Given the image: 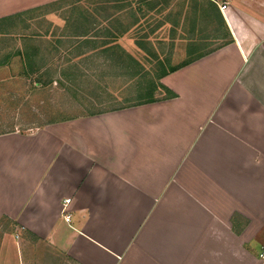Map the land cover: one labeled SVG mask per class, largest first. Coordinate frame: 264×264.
Here are the masks:
<instances>
[{"label":"crops","instance_id":"crops-1","mask_svg":"<svg viewBox=\"0 0 264 264\" xmlns=\"http://www.w3.org/2000/svg\"><path fill=\"white\" fill-rule=\"evenodd\" d=\"M62 1L0 0V72L69 41ZM212 1L229 42L161 79L176 98L0 134V264H264V0Z\"/></svg>","mask_w":264,"mask_h":264},{"label":"rangeland","instance_id":"rangeland-1","mask_svg":"<svg viewBox=\"0 0 264 264\" xmlns=\"http://www.w3.org/2000/svg\"><path fill=\"white\" fill-rule=\"evenodd\" d=\"M207 2V0H150L147 3L142 0H81L76 5L78 8L76 11L71 10L66 4L65 8L61 9L60 4L55 5V19L64 22L65 35L76 31H92L95 20L98 28L91 32V35L97 33L102 37L99 41L107 45L114 40L106 37L107 33L103 31L106 28L103 26L104 21L108 15L118 16V22L124 23L121 27L118 24L109 27L110 29L115 27L111 30V35L124 34L114 43H118L124 52L138 61L141 69L132 63H124L122 66L106 62L103 64V57L95 64H89L91 62L84 64L82 58L65 63L59 57L56 60V56L62 54L58 53L59 45L56 48L58 54L51 53L49 50L53 48L48 47L44 39L39 40L41 53L33 59V64L39 68L38 72L31 73L28 70L30 61L18 56L11 57L10 65L0 72V134L11 131L26 133L30 132L29 129L33 131L37 127L42 128L135 103L140 94L139 87L141 88L142 83L147 85V80L153 77L157 70L167 69L187 60V42L183 38L194 37L201 40V43L209 44L214 41L215 36H223L224 33L218 29L214 12ZM121 6H125L126 9L120 11ZM206 9L207 18L203 16ZM34 15L30 13L24 15L23 24L12 32L37 31L35 20L31 19ZM66 18L71 21L68 23ZM78 19L84 20V24H77ZM135 19L138 23L134 25ZM174 21L178 22L177 26ZM159 24L161 26H158ZM39 28V32H44L43 24ZM215 30L219 33H215ZM141 36L149 41L147 52L136 46V41ZM221 43L222 41H219L217 44ZM61 45L66 46L64 40ZM88 55L92 53L89 52ZM41 56L44 58L40 62ZM70 64H74L83 72L82 77L62 80L61 84L47 82L42 86L35 85L40 70L50 68L58 71L63 67H69ZM135 70L139 71L137 73H140V79L132 78L136 74ZM155 96L161 97L159 94Z\"/></svg>","mask_w":264,"mask_h":264},{"label":"trees","instance_id":"trees-1","mask_svg":"<svg viewBox=\"0 0 264 264\" xmlns=\"http://www.w3.org/2000/svg\"><path fill=\"white\" fill-rule=\"evenodd\" d=\"M81 0H66V1H62L59 3H54L53 5L57 6L60 4V9L61 8H65V4L66 6H69V8H71V10L76 11L78 8L76 7V5L80 2ZM144 3L150 0H142ZM207 4L209 5V7L212 9V11L214 12V19L215 22L217 23V27L218 29H220L224 34L223 36L219 37V36H215V39L213 42H210L209 44H205V43H201V40H197L194 37H187V38H183L184 40H186L187 45H186V54H187V60L178 63L174 66H169V68L167 69H162V70H157V73L153 76L150 77L147 80V85H144L142 83L141 88L139 86H137V88L139 87V91L140 94L137 97V100L135 101V103H131L128 104L126 106L123 107H117V108H113L112 110H120V109H124V108H129V107H135V106H141V105H145V104H150V103H155V102H159V101H164V100H170L173 98H176V95L171 92L169 89H167L164 85L161 84V79L164 76H167L168 74H171L173 72H175L176 70L187 66L188 64L210 54L211 52H213L214 50L226 45V43H228V38H226V25L224 23V20L221 16V14L219 13V10L217 9L216 5L214 4V2L212 0H207ZM139 5V4H138ZM195 5L197 6V4L195 3ZM140 6V5H139ZM126 7L125 6H121L120 11L125 10ZM203 16L205 18L208 17V10H204L203 11ZM132 17V16H131ZM68 19V23L69 20L71 21V19ZM204 19V18H203ZM206 20V19H204ZM103 21V20H102ZM208 21V20H206ZM104 25L106 28L103 29L104 33H107L106 37H110L112 40L111 44L108 43L107 44H103L101 41H92L91 39L93 37H101L98 36L97 33H95L96 36H88L87 34H91V32H95L96 29L98 28V24L97 21L93 20V29L92 31H88V32H73L70 34H67V37L69 39V41H65V43H69L70 47L72 48L70 50V52L68 51L66 56H59V54L57 53L58 51L56 50L57 46L61 45L62 41L57 40V39H51L49 42H47L50 46L54 45V47H52L53 49L49 50L51 53H57L58 55L56 56V60L57 57L61 59H63V62L65 63H70L72 62L73 59H80L82 58V63L86 64H95L97 62H99V58L103 57L104 61L103 64H105L104 62L114 65V64H120L121 66L124 63H132L134 64V66L136 68L141 69V65L138 63V61H136L131 55L127 54L126 52H124V50L122 49V47L120 45H118V43H114L115 41L117 42V40L119 39V37L117 35H111V29L109 27H113L114 24H118L120 27L122 26V24L124 23V21L118 22V16H114V14L108 15L107 18L104 21ZM134 25L136 23H138V20L135 19L133 21ZM175 26L178 25V22L174 21ZM100 26V25H99ZM158 26H161V24H159ZM73 28V27H72ZM128 28V27H127ZM126 27H125V31H126ZM215 33H219L218 30H215ZM37 37H39V40L41 39V35H37ZM102 38V37H101ZM71 40H77L76 43H73V41ZM82 40V41H79ZM219 41H222V43L220 45H218L217 43ZM148 39L144 38V37H139L138 41H136V46L142 50L143 52H147L148 47ZM114 45V46H113ZM216 45V46H215ZM86 48V50H88L90 53H92V55H85L82 53L83 48ZM107 46V47H106ZM40 46H38V49L36 50L38 53V56L40 55ZM44 58V56L40 57V62L41 60ZM81 62H79L80 64ZM81 63V64H82ZM63 64V63H61ZM162 64V62L160 63V65ZM60 68V67H59ZM136 74L133 75V79L135 78L140 79V73H137L139 71H136ZM83 72L78 69L74 64H70L69 67H63V69H59L58 71L56 70H51L50 68H45L42 71L40 70V72L38 73L37 76V80L35 82V85L37 86H42L43 84H47L48 83H53L56 82V84H61L62 80H69L71 78L77 79V77L81 76ZM42 80H45L44 82ZM142 81V80H141ZM156 94L161 95L160 98H156ZM92 115V114H91Z\"/></svg>","mask_w":264,"mask_h":264},{"label":"built area","instance_id":"built-area-1","mask_svg":"<svg viewBox=\"0 0 264 264\" xmlns=\"http://www.w3.org/2000/svg\"><path fill=\"white\" fill-rule=\"evenodd\" d=\"M221 8L224 9L225 7L222 6ZM69 202L70 201L68 199L65 200L64 201V204H63V207H62V213L64 214V218H65L66 221H68L69 218H70L69 210H68V204H69ZM263 257H264V254L263 253L260 254V258H263Z\"/></svg>","mask_w":264,"mask_h":264}]
</instances>
